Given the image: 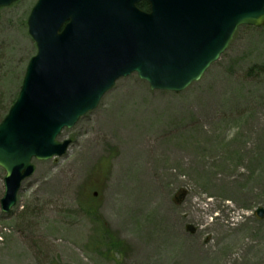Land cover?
Masks as SVG:
<instances>
[{"label": "rangeland", "instance_id": "rangeland-1", "mask_svg": "<svg viewBox=\"0 0 264 264\" xmlns=\"http://www.w3.org/2000/svg\"><path fill=\"white\" fill-rule=\"evenodd\" d=\"M36 1L0 9V120L37 51ZM68 138L34 160L10 212L0 203V264H264L263 28L240 26L181 92L120 78Z\"/></svg>", "mask_w": 264, "mask_h": 264}, {"label": "water", "instance_id": "water-1", "mask_svg": "<svg viewBox=\"0 0 264 264\" xmlns=\"http://www.w3.org/2000/svg\"><path fill=\"white\" fill-rule=\"evenodd\" d=\"M16 0H0V7ZM38 0L28 18L37 45L18 98L0 123L2 209L17 202L33 159L63 155L66 127L132 72L151 89L181 91L201 78L243 24L264 27V0ZM264 216V208L258 209Z\"/></svg>", "mask_w": 264, "mask_h": 264}, {"label": "trees", "instance_id": "trees-1", "mask_svg": "<svg viewBox=\"0 0 264 264\" xmlns=\"http://www.w3.org/2000/svg\"><path fill=\"white\" fill-rule=\"evenodd\" d=\"M139 6L142 9H146V10L149 9V3L147 1L140 2L139 3ZM100 240H101V245H103V242L102 241H105V244H106V247H107L108 251H110V250L111 251H114V253H116V254H119L120 253V251L122 249V242L119 239L118 240L115 239V238L113 239V237L111 235H109V234H107V237H104V232H103V238H100Z\"/></svg>", "mask_w": 264, "mask_h": 264}, {"label": "bare ground", "instance_id": "bare-ground-1", "mask_svg": "<svg viewBox=\"0 0 264 264\" xmlns=\"http://www.w3.org/2000/svg\"><path fill=\"white\" fill-rule=\"evenodd\" d=\"M95 136H96V132H95Z\"/></svg>", "mask_w": 264, "mask_h": 264}]
</instances>
